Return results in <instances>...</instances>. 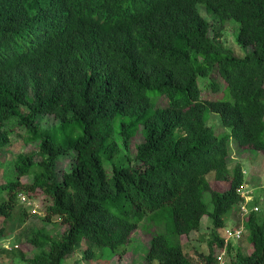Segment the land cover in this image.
<instances>
[{
	"label": "trees",
	"instance_id": "obj_1",
	"mask_svg": "<svg viewBox=\"0 0 264 264\" xmlns=\"http://www.w3.org/2000/svg\"><path fill=\"white\" fill-rule=\"evenodd\" d=\"M199 5L220 24L234 22L236 44L250 51L224 47ZM44 116L57 124L39 126ZM14 134L38 151L10 161L0 218L26 214L19 195L44 196L45 221L65 228L57 237L32 232L24 245L33 257L19 245L12 256L63 264L84 243L87 261L104 249L111 260L146 223L164 232H148L143 264H196L183 245L207 217L209 252L198 258L218 264L213 249H225V217L248 184L239 162L230 167L229 146L264 155V0H0V156ZM69 153L74 164L58 181L56 164ZM240 225L237 242L245 236L252 252L237 250L230 264H264V207Z\"/></svg>",
	"mask_w": 264,
	"mask_h": 264
},
{
	"label": "rangeland",
	"instance_id": "obj_2",
	"mask_svg": "<svg viewBox=\"0 0 264 264\" xmlns=\"http://www.w3.org/2000/svg\"><path fill=\"white\" fill-rule=\"evenodd\" d=\"M198 10L204 18L208 21H212L220 28L219 42L226 48L232 50L235 54L242 55L250 51V48L244 49L236 44L235 36L238 30L237 25L232 22H226L220 24L219 20L213 15L208 14L205 11L204 6L199 5ZM202 90V89H201ZM205 91L202 90V95H205ZM163 106L166 104L165 99H161L158 103ZM218 116L213 114H208V124L214 127L215 132L217 131L216 125H218ZM213 118V119H212ZM212 119V120H211ZM213 123V124H212ZM37 124L43 128H50L57 124V121L52 116L40 117L37 120ZM216 124V125H215ZM221 129V128H220ZM227 131V130H226ZM221 134V132H220ZM142 141V138L137 134L135 138V143ZM10 150L0 156V184L4 183L8 176H13V168L10 166V161L13 160L17 154H30L36 153L38 151L37 143L25 144L22 137H16L14 134L12 136ZM230 149V167L237 162L241 164L243 168L247 171L246 176L248 184L246 183V189L253 193L252 200H258L259 211L264 207V155H253L256 154L250 151H239L237 150L233 142L229 146ZM132 153L134 152V144L131 147ZM74 153H69L57 162L55 167V177L59 181L61 179L62 173L68 172L74 164ZM244 170V171H245ZM107 172L110 175L111 169L107 168ZM8 180V179H7ZM30 181L29 177L20 178V182L27 183ZM211 187L213 190L224 192L228 190L229 184L227 182H212ZM38 204V209L35 213H32V209L27 208L20 201L19 205L24 208L26 214H22L21 220L15 219L12 223H4V220L0 218V230H5L4 232H9L7 237L0 240V264H29L25 260H20L19 256H12V251H8L11 248H16L18 245L21 251L26 255L27 258L33 257V251L29 245H24L25 239L29 234L40 229H45L49 235L52 237H57L64 226L61 225V221L54 217L50 222L45 221V208L50 204V200L44 196H38L34 198ZM238 221L237 211L234 208L225 217V226L232 227L235 221ZM146 226V227H145ZM213 226L207 217L202 219L201 229L198 232H194L190 236V241L183 245V250L186 256L196 264H200L198 254L207 255L209 252L206 241L209 239L210 232ZM148 229V230H146ZM164 232L163 226H153L146 225L142 223L137 231L132 235V243L126 253L122 256H116L109 260V250H97L96 253L100 257L95 261H87L84 258L85 244L81 243L76 254L72 257L66 259L63 264H143L144 256L149 248V235L148 232ZM218 249V248H217ZM213 249L214 256L221 255L220 250ZM241 250L243 254L248 255L252 252V248L247 244L245 236L240 242H235L231 244L230 252H227L222 258V262L225 264H230L235 256V252ZM8 252V253H7Z\"/></svg>",
	"mask_w": 264,
	"mask_h": 264
},
{
	"label": "built area",
	"instance_id": "obj_3",
	"mask_svg": "<svg viewBox=\"0 0 264 264\" xmlns=\"http://www.w3.org/2000/svg\"><path fill=\"white\" fill-rule=\"evenodd\" d=\"M238 193L240 194L241 198L243 199V201H241V203H239L235 209L237 211V217L239 218V220H243L245 218V216L250 212V211H258V207L254 206L253 208H249L248 204L252 201V195L253 193L248 191L246 189V186L243 185L242 187H240V189L238 190ZM19 200L22 202V204L24 206H26L27 208L32 209V213L36 212V209H38V204L36 203L35 200H29L26 198V196L24 195H19ZM243 227L242 225L235 227H226L223 230V238H224V243H225V249L228 243L230 242H237L238 240L241 239L242 235H243ZM225 249H217L220 250L221 255L217 256L218 257V264H224L222 262V258L223 256L226 255L225 253Z\"/></svg>",
	"mask_w": 264,
	"mask_h": 264
},
{
	"label": "clouds",
	"instance_id": "obj_4",
	"mask_svg": "<svg viewBox=\"0 0 264 264\" xmlns=\"http://www.w3.org/2000/svg\"><path fill=\"white\" fill-rule=\"evenodd\" d=\"M246 171H244V173H245Z\"/></svg>",
	"mask_w": 264,
	"mask_h": 264
},
{
	"label": "crops",
	"instance_id": "obj_5",
	"mask_svg": "<svg viewBox=\"0 0 264 264\" xmlns=\"http://www.w3.org/2000/svg\"><path fill=\"white\" fill-rule=\"evenodd\" d=\"M234 144V143H233Z\"/></svg>",
	"mask_w": 264,
	"mask_h": 264
}]
</instances>
